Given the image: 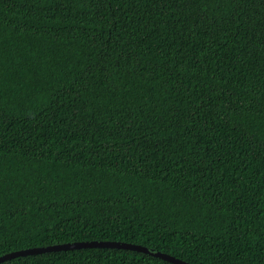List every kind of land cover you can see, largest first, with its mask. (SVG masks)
Returning a JSON list of instances; mask_svg holds the SVG:
<instances>
[{
  "label": "trees",
  "instance_id": "trees-1",
  "mask_svg": "<svg viewBox=\"0 0 264 264\" xmlns=\"http://www.w3.org/2000/svg\"><path fill=\"white\" fill-rule=\"evenodd\" d=\"M83 241L264 264V0H0V256Z\"/></svg>",
  "mask_w": 264,
  "mask_h": 264
},
{
  "label": "water",
  "instance_id": "water-1",
  "mask_svg": "<svg viewBox=\"0 0 264 264\" xmlns=\"http://www.w3.org/2000/svg\"><path fill=\"white\" fill-rule=\"evenodd\" d=\"M122 249L127 251H134L142 254H146L152 256L154 258L160 259L164 262L169 264H188L182 260L176 259L172 256L167 254L139 246L134 244H127L121 242H109V241H83V242H74V243H65V244H57L47 247L41 248H29L24 250H19L16 252L8 253L3 256H0V263L5 261L17 258V257H24L30 255H37V254H45V253H55V252H63V251H72V250H82V249Z\"/></svg>",
  "mask_w": 264,
  "mask_h": 264
}]
</instances>
